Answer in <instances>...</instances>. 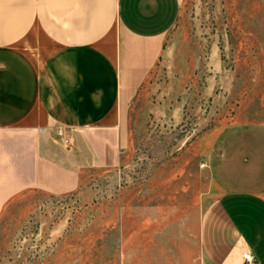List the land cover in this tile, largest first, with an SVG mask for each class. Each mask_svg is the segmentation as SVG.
I'll list each match as a JSON object with an SVG mask.
<instances>
[{"label":"crops","instance_id":"crops-1","mask_svg":"<svg viewBox=\"0 0 264 264\" xmlns=\"http://www.w3.org/2000/svg\"><path fill=\"white\" fill-rule=\"evenodd\" d=\"M182 1L0 0V214L25 190L71 193L120 165L129 105ZM243 126L194 228L186 215L170 232L171 264H264V121Z\"/></svg>","mask_w":264,"mask_h":264},{"label":"rangeland","instance_id":"rangeland-1","mask_svg":"<svg viewBox=\"0 0 264 264\" xmlns=\"http://www.w3.org/2000/svg\"><path fill=\"white\" fill-rule=\"evenodd\" d=\"M264 121V0H183L130 103L119 166L28 189L0 214V264H171L173 232L214 195L230 136ZM184 215V216H183Z\"/></svg>","mask_w":264,"mask_h":264},{"label":"built area","instance_id":"built-area-1","mask_svg":"<svg viewBox=\"0 0 264 264\" xmlns=\"http://www.w3.org/2000/svg\"><path fill=\"white\" fill-rule=\"evenodd\" d=\"M244 257H245L248 261H250V260L253 259V254H252L251 252H246V253L244 254Z\"/></svg>","mask_w":264,"mask_h":264}]
</instances>
